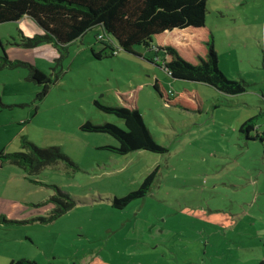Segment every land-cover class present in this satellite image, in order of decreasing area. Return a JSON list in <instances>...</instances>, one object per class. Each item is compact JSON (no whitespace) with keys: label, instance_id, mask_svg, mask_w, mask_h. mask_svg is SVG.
<instances>
[{"label":"rangeland","instance_id":"374dc122","mask_svg":"<svg viewBox=\"0 0 264 264\" xmlns=\"http://www.w3.org/2000/svg\"><path fill=\"white\" fill-rule=\"evenodd\" d=\"M208 9L219 67L248 84L244 93L174 79L142 46L97 58L101 26L59 50L35 41L43 30L31 18L0 24V56L18 61L0 71V151H24V140L60 146L78 167H48L34 181L0 170V264H264V0H209ZM28 64L52 80L43 98ZM156 79L171 98L196 89L203 111L167 105ZM96 101L136 105L168 152L98 149L115 140L82 124L125 126ZM250 119L254 130L240 132ZM156 168L145 197L113 207L115 196L137 190ZM56 187L77 205L42 222Z\"/></svg>","mask_w":264,"mask_h":264},{"label":"trees","instance_id":"16d2710c","mask_svg":"<svg viewBox=\"0 0 264 264\" xmlns=\"http://www.w3.org/2000/svg\"><path fill=\"white\" fill-rule=\"evenodd\" d=\"M209 0H0V24L31 18L43 30L35 41H47L59 50L83 37L89 30L101 26L103 34L98 40L103 44L100 52L94 51L97 58L105 55L107 49L115 54L118 49L135 53L138 46L154 52L158 63L174 79L199 82L214 87L226 95L246 92L248 84L244 80L229 78L219 67V56L215 48L211 29L207 26ZM100 36L118 47L103 41ZM154 61V60H153ZM160 61V62H159ZM6 53L0 56V71L15 66ZM30 67V79L43 85L39 98L50 91L51 78L34 65ZM154 89L169 106H179L192 111H203L204 103L195 89L182 90L171 95L156 79ZM174 93V92H172ZM97 108L107 114L122 119L125 128L105 122L96 124L86 121L80 127L84 132L102 133L111 136L115 142L101 146L119 156H127L136 151L165 154L166 146L158 144L136 107L104 105L95 102ZM254 120L242 124L240 132L254 130ZM258 138V134L256 135ZM24 151L6 153L0 151V167L13 165L19 167L26 178L38 175L48 167L77 169V165L60 146L40 148L24 140ZM60 165V166H59ZM158 174L156 168L142 182L137 190L123 197L113 198V207L124 209L131 201L143 198L149 193ZM40 183V182H38ZM48 203L53 204L52 215L39 218L51 222L71 211L77 202L71 195L56 187ZM10 264H37L23 259Z\"/></svg>","mask_w":264,"mask_h":264},{"label":"crops","instance_id":"0c3cea01","mask_svg":"<svg viewBox=\"0 0 264 264\" xmlns=\"http://www.w3.org/2000/svg\"><path fill=\"white\" fill-rule=\"evenodd\" d=\"M25 19V18H24ZM216 48V47H215ZM218 52V51H217ZM160 62V61H159ZM40 69V68H39ZM84 132V131H83ZM101 146H97L98 149H100ZM5 168H10L12 169V172L17 173L16 176L14 174H12V177H26V174L17 166H13V165H4L3 167H0V170H4ZM43 173V172H42ZM41 173V174H42ZM35 178V177H34ZM36 179L38 181H40L39 177H36ZM15 204V203H14ZM16 205V204H15ZM17 208H21V206L19 207V205H16Z\"/></svg>","mask_w":264,"mask_h":264},{"label":"built area","instance_id":"2783aa9c","mask_svg":"<svg viewBox=\"0 0 264 264\" xmlns=\"http://www.w3.org/2000/svg\"><path fill=\"white\" fill-rule=\"evenodd\" d=\"M101 39H105L104 37L100 36Z\"/></svg>","mask_w":264,"mask_h":264}]
</instances>
